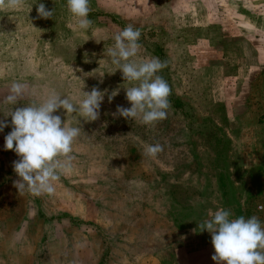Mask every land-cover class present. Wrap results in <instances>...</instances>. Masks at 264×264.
Instances as JSON below:
<instances>
[{"label": "rangeland", "instance_id": "374dc122", "mask_svg": "<svg viewBox=\"0 0 264 264\" xmlns=\"http://www.w3.org/2000/svg\"><path fill=\"white\" fill-rule=\"evenodd\" d=\"M36 2L0 9V100L13 82L29 85L21 104L52 89L76 104L93 87L107 94L95 121L56 113L82 131L53 194L14 186L0 103V264H216L202 221L223 208L264 224V0H91L86 31L67 0H40L52 19ZM129 24L141 32L132 59L167 62L171 107L151 125L113 115L137 83L108 55Z\"/></svg>", "mask_w": 264, "mask_h": 264}, {"label": "clouds", "instance_id": "9594fccd", "mask_svg": "<svg viewBox=\"0 0 264 264\" xmlns=\"http://www.w3.org/2000/svg\"><path fill=\"white\" fill-rule=\"evenodd\" d=\"M24 2L0 0V9L20 8ZM35 5L37 18L52 19L54 9H47L40 0ZM67 7L77 18L78 29L86 31L91 28V0H67ZM140 38V30L129 24L114 35V46L108 50L111 63L122 73L124 81L137 82L135 86L125 89L131 107L117 106L113 115L118 114L127 120L139 117L143 124L151 125L167 118V110L171 107L168 99L171 88L158 74L167 67L166 61L155 56L140 62L132 59L138 56L142 48ZM118 91L108 95L109 102ZM27 94V83L13 82L8 94L0 100V103L11 106L7 115H3L11 117V131L4 137V148L19 157L13 161V170L19 177L14 182L18 192L28 190L34 195L53 194L54 184L61 179V174L72 170L73 144L82 131L79 120L77 126H72L56 113L63 109L65 114L80 113L85 121H95L100 116L101 103L107 90L100 91L93 87L89 92L82 91L83 98L78 104L54 89L39 104H21V99ZM18 104L21 106L16 107ZM6 127H9L7 120L0 119V132ZM163 150L164 146L160 143L145 144L143 155L155 158ZM260 210L264 211V205L260 206ZM198 228L211 235L214 249L211 259L216 264H264V224L257 216L232 218L231 210L221 208L211 218L202 221Z\"/></svg>", "mask_w": 264, "mask_h": 264}, {"label": "crops", "instance_id": "0c3cea01", "mask_svg": "<svg viewBox=\"0 0 264 264\" xmlns=\"http://www.w3.org/2000/svg\"><path fill=\"white\" fill-rule=\"evenodd\" d=\"M250 70H251V73H250V74H252V76L254 77V76H255L254 71H255L256 69H255L254 67H251Z\"/></svg>", "mask_w": 264, "mask_h": 264}]
</instances>
